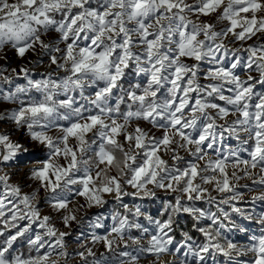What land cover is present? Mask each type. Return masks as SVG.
<instances>
[{
	"label": "snow or ice",
	"instance_id": "obj_1",
	"mask_svg": "<svg viewBox=\"0 0 264 264\" xmlns=\"http://www.w3.org/2000/svg\"><path fill=\"white\" fill-rule=\"evenodd\" d=\"M260 40L264 0H0V264H69L71 234L41 214L37 197L52 193L39 203L62 214L71 203L62 192L73 185L89 207L111 196L123 208L110 228L94 225L107 235H91L119 264H139L145 253L152 264H175L165 257L182 250L180 264H264V212L238 206L243 189L259 193L253 205L264 203ZM7 52L35 58L12 67ZM45 59L46 78L37 80L31 73ZM161 191L172 194L166 219L124 201ZM183 215L202 243L184 232L174 244ZM235 217L255 219L259 235ZM60 218L65 228L77 219ZM20 241L36 255L19 252ZM81 245L80 264H107Z\"/></svg>",
	"mask_w": 264,
	"mask_h": 264
},
{
	"label": "rangeland",
	"instance_id": "obj_2",
	"mask_svg": "<svg viewBox=\"0 0 264 264\" xmlns=\"http://www.w3.org/2000/svg\"><path fill=\"white\" fill-rule=\"evenodd\" d=\"M14 2V0H13ZM223 25H218V29L219 27H222ZM254 40L260 39L259 37L253 38ZM226 43H228V41H225ZM260 42L264 43V40H260ZM253 43V41H249L248 42ZM229 47L230 48H235V47H240V43L239 42H235V43H229ZM244 47H247V44L244 45ZM7 55L12 59V67H18V66H25L28 65V60L34 59L35 57L32 54H29L27 56L26 59L21 60L19 58H15L13 56V53L11 52H7ZM5 61L4 60H0V64H4ZM29 67H31V65H28ZM47 68V61L46 59L41 63V65L39 66V68H33V71L31 73V75L39 80L42 78H46L44 73L45 70ZM18 83H26V81L23 80H19ZM38 95V94H37ZM55 132L53 131V134ZM235 141H228L226 143V145L224 146V150L226 151L228 147H235ZM33 151H36V149H34ZM246 157V154H245ZM26 170V169H25ZM114 174V173H113ZM19 179V178H17ZM31 183V182H29ZM240 183H245V181H241ZM250 184V182H248ZM34 187V185H33ZM32 189L29 187H25V191H31ZM129 191H132L131 189H129ZM245 194V200L240 202L238 204V206L247 209L250 213H252L253 215L259 214L261 212H264V203L261 202H257L256 204H252L251 201V197L254 195H258V192H248L246 189L242 190ZM42 193L43 190H41L40 195L42 197ZM171 197L172 194H166L164 192H158L157 197L151 200H145V201H141L139 199L133 198V197H125L124 201L131 206L133 203H137V204H142L143 209L145 211L146 215H150L153 216L156 219H166V215L165 216H161L160 213L163 211V204L165 201H171ZM73 199H75V194H73ZM107 199V203L104 205L103 208L97 209L95 206L89 210L88 214L84 215L83 221H82V227L81 226H74L75 222H72V225L68 226L67 228H65V226L63 225L62 219L60 218V214L54 212L49 205H47L46 203H39L37 206L40 208L41 210V214L42 215H47V214H51V216L54 218L53 219V223L54 225L59 228L60 230L69 232L71 235L70 237H66V241L68 242V249L67 251L70 253V259L72 260L73 264H77V262H79L80 264V258L78 256H76V251H82L83 249H81V247H79V245L81 244H85L89 247H93V250L96 252L97 257H99L101 255V253H103L107 258H108V262L107 264H112L113 261V254L112 253H108L106 251V249L103 246V243H97L94 246L92 245L91 242V235L95 234V235H100V236H104L107 235V232L105 231L104 227H101L100 229H96L94 228L92 225L93 223L97 222L96 218L97 216H101L102 218V224L103 225H107L108 228L111 227L112 224V220L111 217L115 212H123V208H121L119 206V204L111 199V196H106L105 197ZM79 200L81 203H84V198L83 197H79ZM71 207V205H70ZM221 207H225V209L227 211H230V209L227 208V206H221ZM203 208L205 210H209V211H216V206L215 205H208V204H203ZM184 217L186 218V215L180 216L177 218L178 223L177 225H179V221L184 223ZM235 219L237 220L238 223H241L243 225H245L248 229V234H256L259 235V229H260V225L259 223L253 219V220H242L239 217H235ZM141 220L143 221V218H141ZM21 223H26V222H21ZM143 223H145V225H147V221H143ZM208 223L210 222H202V226H207ZM184 225V224H183ZM183 225L181 224L179 226V228L183 227ZM149 227V231H152L153 226L152 225H147ZM34 231L35 232H40L42 231L39 228V225H33ZM178 228V229H179ZM177 229V228H176ZM177 229V230H178ZM195 229V228H194ZM14 231V230H13ZM133 232H135V230H133ZM185 231H183L181 229L180 231V238H176L174 236V244L179 245L180 243L183 242V233ZM199 233V232H198ZM173 235V233H172ZM200 236H198L196 239H194L197 243H202L204 241V237L202 236V234L199 233ZM245 234L244 233H233V234H229V238L238 241L239 243L242 244H247L249 241L247 239H244ZM85 237H87V239H85ZM149 237L146 235L145 236V240L143 241V243H147V239ZM198 239V240H197ZM201 239V240H200ZM123 247V245H119V248ZM16 248L18 249L19 252L23 253L24 255H31V256H35L36 253L35 251H29L28 250V246L24 241H20L16 244ZM119 248L117 251H119ZM183 251H181V253H177L175 257H165V259L168 260H175V264H180V259H183ZM118 258V257H117ZM92 257H89V260H91ZM140 264H152V258L149 254L145 253L140 257ZM208 264H225L223 258H219L218 261L213 262L212 260L208 261Z\"/></svg>",
	"mask_w": 264,
	"mask_h": 264
},
{
	"label": "clouds",
	"instance_id": "obj_3",
	"mask_svg": "<svg viewBox=\"0 0 264 264\" xmlns=\"http://www.w3.org/2000/svg\"><path fill=\"white\" fill-rule=\"evenodd\" d=\"M50 135H56V133H54V134H53V133H50ZM114 171H115V169H113L111 172H109V175H111ZM75 187H76V186L73 185V186H71V189H70V190L67 189V188L63 190L62 194H63L66 198L70 197V199H71V203H70L71 207L69 206V207L65 210L64 213H62V214L59 213V214H60V216H61V215H71V214H75L76 217H77V219H76L75 221H73V222H75V225H74V226H81V227H82V226H83V225H82V221H83L84 215L88 214L89 210H91L93 207H89L86 201H84V203H81L80 200H79V196H77V195H75V197H76L75 199L72 198V197H73V194L75 193ZM51 194H52V193H50V192H44V191H43V193H42V197H44V196H49V195H51ZM42 197H41V195L39 194L38 197H37V202H38ZM111 199H113V197H111ZM105 200H106V202H107V199H106V198H105ZM95 207H96L97 209H100V208H103L104 205L102 204V205L95 206ZM53 211L56 212L55 210H53ZM56 213H58V212H56ZM96 220H97V222H99V223L102 224V218H101V216H97ZM97 222L93 223L92 226L94 227V225H95ZM70 225H72V222H71ZM94 228H95V227H94ZM81 246H82V245H79V247H81ZM118 248H119V243H117V244L114 246V252L117 251ZM57 259H58V264H65V261H64L63 257H59V258H57ZM69 264H73L72 260L69 261ZM77 264H79V262H77ZM112 264H119V258L114 257V258H113V261H112ZM139 264H140V262H139Z\"/></svg>",
	"mask_w": 264,
	"mask_h": 264
},
{
	"label": "trees",
	"instance_id": "obj_4",
	"mask_svg": "<svg viewBox=\"0 0 264 264\" xmlns=\"http://www.w3.org/2000/svg\"><path fill=\"white\" fill-rule=\"evenodd\" d=\"M183 225V227L179 228L180 225ZM178 230H177V229ZM181 229L185 232H188L194 239H196L199 235V233L194 229V226H193V222L191 220L190 217H184V223L180 222L179 221V225H175L174 226V230H173V236H175L176 238H180V231ZM198 240V239H197ZM201 240V239H200Z\"/></svg>",
	"mask_w": 264,
	"mask_h": 264
}]
</instances>
